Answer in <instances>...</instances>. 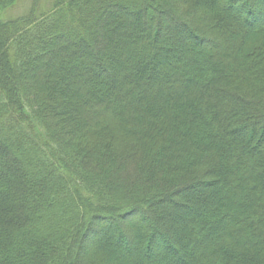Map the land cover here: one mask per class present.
I'll list each match as a JSON object with an SVG mask.
<instances>
[{"label": "trees", "instance_id": "1", "mask_svg": "<svg viewBox=\"0 0 264 264\" xmlns=\"http://www.w3.org/2000/svg\"><path fill=\"white\" fill-rule=\"evenodd\" d=\"M19 1L0 0V264H70L83 224L132 214L176 264H264V130L233 134L264 126V26L235 56L225 40L258 2Z\"/></svg>", "mask_w": 264, "mask_h": 264}, {"label": "rangeland", "instance_id": "2", "mask_svg": "<svg viewBox=\"0 0 264 264\" xmlns=\"http://www.w3.org/2000/svg\"><path fill=\"white\" fill-rule=\"evenodd\" d=\"M30 1L31 0H20L17 4V8L11 11L12 14L17 15L21 11L23 12L25 9H27L26 7L29 6ZM208 1V5L212 6L213 11L219 8L216 0ZM255 1L259 4L257 5V7L255 6L257 9H254L255 12L258 13V17L255 13V15L251 16L252 18H249L251 22H245L239 15H237L236 12L241 11V8L237 6V4L234 5V9H230L227 12V15L231 19H233L234 22L237 23V25H239V28L236 29L238 32H235L236 35L227 32L225 34V40L227 43L226 49L228 48V51L233 50L231 51L233 52V56L236 55V50L242 47L241 45H243V42L246 41V37L247 35H249V33H251L253 36L256 34L257 36L259 29L264 26V0ZM20 2L23 3L21 9L18 8ZM49 2H51V0H41L42 6L45 5V7ZM193 7L194 6L190 5V2L188 4L180 5L179 10L184 13L180 17L184 18L185 21L189 22V24L192 26L198 24L200 25L205 20V12L200 11L198 13ZM185 10L187 12H185ZM187 13L190 15H188ZM244 13H246V8H244L242 15H244ZM260 13L262 14V16H260ZM210 15L213 16L212 14ZM211 16L210 18H212ZM202 31L203 35H206L204 37L210 40L213 39L214 42L218 40V38L214 36L211 37V35L213 34L212 31L207 29H205V31L202 29ZM198 34L200 35L201 33ZM232 36L233 38H235L234 41H232L231 39ZM200 47L205 49L209 53L215 50H219V48L210 47L209 45H201ZM234 51L236 52L234 53ZM217 54L220 55L219 53ZM178 64H173L170 69L177 70L181 76L189 78L192 81H196L197 83H201L197 76L194 74L195 68L193 70L191 67L190 70V66L186 65L188 67L183 68L179 67ZM197 67L206 70L202 63H199V66L197 65ZM120 68H123V66L121 67L120 65L119 69ZM138 78L142 77L138 75ZM95 89L97 88L95 87ZM95 91L102 92L104 91V89L103 87H98V89ZM131 92H133L132 94H134L137 91L136 89H133V91ZM141 94L142 91H138L136 96L139 97ZM254 128H257V130L263 128L264 130V126L262 125H256V127H252L247 123L242 124V122H240L233 134L237 138L245 139L247 138V136L249 138ZM253 147L259 152H264V141L257 143V145ZM203 190L206 194L207 192L211 191L210 189L207 190L205 186ZM201 193H203V191ZM206 198L211 199V196L207 194ZM166 204L167 203H165L164 205ZM174 211L180 213L181 209H178V211ZM200 211L205 216V210L201 209ZM232 215L234 214L232 213ZM139 217L137 214H132L131 216L126 217L124 220L118 219L119 222L106 226L102 225L98 220L96 221L93 219L95 226H92L90 229H86V231L83 230L86 224H83L84 227H82L80 232L78 233V236L76 238L77 241L72 242L73 247L69 250L68 262L70 264H176V261L180 259L179 256L181 254V250L179 249L177 242H175L174 238L169 233L166 232V235L168 234V237H166L167 240L165 241V244L156 242L153 246L150 243V245L146 244L148 240L144 239L143 244L141 243V241H139L143 232V236H145L150 231V228L147 226L148 224L146 225V218L142 219L141 217V219L143 220L142 223ZM164 223L166 225L172 224V222L169 221L168 218L165 219ZM115 228H120L122 230V235H120L121 237L117 235L118 233ZM173 228L174 231L172 234L175 236V234H177L176 226H173ZM82 230L83 232L81 234Z\"/></svg>", "mask_w": 264, "mask_h": 264}]
</instances>
